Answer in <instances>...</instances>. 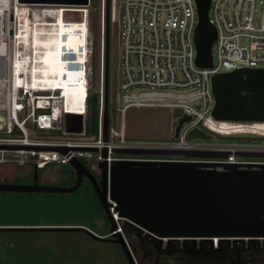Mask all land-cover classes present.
<instances>
[{
    "label": "built area",
    "instance_id": "1",
    "mask_svg": "<svg viewBox=\"0 0 264 264\" xmlns=\"http://www.w3.org/2000/svg\"><path fill=\"white\" fill-rule=\"evenodd\" d=\"M21 5L28 18L35 14H54L55 21L48 22L53 26L57 24L55 15L62 11L65 26L76 21L75 14H79V22L87 17L88 28L81 37L85 36L89 42V0L87 6L81 7ZM18 6V0H0V34L4 39L1 42L6 48L13 49L12 55L7 57V68L4 72L0 68V80L3 79L0 95L4 92L0 110L5 111V131L0 132V165L28 164L32 170L40 172L52 165L70 166L71 160H91L94 172L100 177V165L105 162L109 170L114 161L215 163L243 168L264 164L262 160L237 156L238 152L264 151L262 146L212 143L188 137L193 129L222 137L264 135V123L213 120L214 96L210 83L211 77L216 74L247 68L264 69V0H211L209 20L216 29L211 68H199L195 64L197 14L194 0H110V24L117 23L119 29L123 79L118 99L119 130L110 128L109 115L106 142L103 140L105 0H100L99 100L92 139L88 138L83 125L91 89V46L87 42L88 45L80 48L86 55L79 66L81 74H78L83 95L78 99L80 109H72L76 101L67 102L61 90H41L38 86L33 89L27 77L16 72L14 49L17 50L15 42L19 41L20 33ZM131 107L177 109L181 113L179 118L189 116L190 120L181 125L176 138L175 123L168 139L153 142L128 140L124 114ZM59 149H66L67 152L62 153ZM116 150L217 152L227 153V157L119 155ZM110 212L117 224V232L122 233L118 226L121 219L113 208ZM211 240L214 244L220 241L217 238Z\"/></svg>",
    "mask_w": 264,
    "mask_h": 264
},
{
    "label": "water",
    "instance_id": "2",
    "mask_svg": "<svg viewBox=\"0 0 264 264\" xmlns=\"http://www.w3.org/2000/svg\"><path fill=\"white\" fill-rule=\"evenodd\" d=\"M211 0H194L197 26L194 33L195 64L212 67V46L216 29L210 23ZM27 5L87 6L88 0H18ZM109 30L110 0H105L104 41V114L103 140L109 125ZM214 96L211 117L218 122L264 123V69H239L213 75ZM189 116L176 122L174 138ZM5 131V111L0 110V132ZM190 139L211 140L199 129ZM66 153V149H59ZM119 155H175L192 158H226L227 153L177 152L160 150H116ZM106 150H104V157ZM238 157L264 160V151L238 152ZM253 166V167H252ZM257 166V167H254ZM75 173L71 187L0 183V192L72 194L84 180L96 194L109 223V233L101 237L84 227H0V230H74L99 242L119 245L127 264H136L124 235L117 232L110 209L139 232L159 239L264 240V164L240 165L215 163H173L114 161L109 170L100 165V181L78 160H71ZM222 170H217V168ZM256 168V169H253ZM113 202L115 206L110 203ZM110 237V238H108Z\"/></svg>",
    "mask_w": 264,
    "mask_h": 264
},
{
    "label": "rangeland",
    "instance_id": "3",
    "mask_svg": "<svg viewBox=\"0 0 264 264\" xmlns=\"http://www.w3.org/2000/svg\"><path fill=\"white\" fill-rule=\"evenodd\" d=\"M88 10L91 12L89 46H91L92 50V56L90 58V67L92 69L90 94H92L93 91H96L98 89L99 85V69L101 61L100 0H89ZM63 13L64 11H62L61 13L62 16H64ZM19 18L22 26L25 25V31L29 33L30 37L31 35H38L37 37L33 36L34 39L31 38L33 40H27L28 44L26 42V45L34 51L35 55V65H31V69H34L35 71L36 83H34V85H39L37 83V78H45L44 81L48 80V82L51 80H58L59 82H63L65 80L67 85L72 88L73 78L78 77L79 73L81 74V72H79V66L83 62V60L86 59L85 52L80 48L85 43V36L81 37L82 32L86 31L87 28H76L74 27V25L68 27L63 25L62 20H60L59 23L57 22V24L53 26V24L51 23L46 25L42 24L43 21L41 20H37L34 22L32 18H29V21H24L23 19H21V17ZM79 19V14H75L74 20L76 21L73 22H79L77 21ZM27 21L34 24V27H32V29H34L32 31L36 32V34H31L33 32H29V28H26V25L28 24ZM54 21L55 20L52 19L50 21L44 22ZM80 22L88 23V18L85 17V19L81 20ZM66 29H73L76 33L75 37H78L79 39V41L77 42L78 44L74 48L76 51L70 57H68L69 47L65 42L62 43L64 38V34L62 33ZM118 32L119 29L117 23L110 24L109 115L110 128L116 131L119 130L120 104L118 99L121 95L120 85L123 79L122 69L120 65L121 52L118 47ZM22 35L23 32L21 31V36ZM26 37L28 38L29 36ZM54 38L55 40L60 41L63 45L61 50L57 48L58 45H56ZM241 42H243V40ZM6 49H8L7 57H10L13 53V49ZM56 61H59L60 63L55 64ZM0 87H3L1 83ZM2 102H4V92H2V94L0 95V103ZM180 116L181 113L177 109L131 107L127 109L124 114L127 139L147 142L168 139L171 136V129L173 127V124L177 122ZM19 118H21V115H19ZM91 119L92 118L87 114L83 120V125L85 126L87 131L89 125L92 122ZM93 134L94 131H89L88 138L92 139V136H94ZM211 135L212 139L204 142L242 143L249 146L258 145L264 147V135L232 137H222L216 134ZM15 136L19 135L15 134ZM84 162V166L88 170L94 172L95 167L93 162L91 160H84ZM28 166V164L19 165L16 163L1 164L0 182L10 181L11 179L16 177H25L33 171L32 168ZM57 168L58 169L56 170L55 175L53 173L51 176H48L46 178L53 180L58 176V179H60L61 177H67L73 172L72 170H70L69 165L58 166ZM39 173L41 180H44L43 172L40 171ZM97 180L100 181V177H97ZM101 225H103V223L99 222L98 226ZM118 226L122 229V234L124 235V237L127 234L136 236V234H138L139 232L135 228L126 225L125 221H120L118 223ZM25 249L31 250L45 264H127L120 248L116 244L96 241L82 232L73 234H27L26 236L11 233L0 234V261H2L0 262V264H23V255ZM138 253V258L143 260L145 251L140 249L139 245Z\"/></svg>",
    "mask_w": 264,
    "mask_h": 264
},
{
    "label": "trees",
    "instance_id": "4",
    "mask_svg": "<svg viewBox=\"0 0 264 264\" xmlns=\"http://www.w3.org/2000/svg\"><path fill=\"white\" fill-rule=\"evenodd\" d=\"M98 100L97 89L90 94L88 99L87 114L92 118L88 133L95 130ZM81 163L85 164L84 161H81ZM57 167L52 165L42 171L44 181L59 187H71L75 181V173L71 167L70 170L73 172L67 177L58 179L57 176L53 180L46 178L53 173L55 175ZM31 176L32 173L25 177H16L14 183L24 182L27 178L31 179ZM38 176L40 177L39 172ZM99 222H102L103 225L98 226ZM0 227H84L101 237H105L109 233V223L88 181H84L77 191L68 195L0 192ZM6 233L26 236L27 234H73L79 233V231L0 230V234ZM23 259V264H45L29 249H25Z\"/></svg>",
    "mask_w": 264,
    "mask_h": 264
},
{
    "label": "flooded vegetation",
    "instance_id": "5",
    "mask_svg": "<svg viewBox=\"0 0 264 264\" xmlns=\"http://www.w3.org/2000/svg\"><path fill=\"white\" fill-rule=\"evenodd\" d=\"M91 173L97 179L98 175ZM14 180L7 183L32 185L34 173L32 171L31 179L27 178L24 182L14 183ZM36 183L57 186L41 180L38 172ZM124 239L136 264H264V240L230 239L214 244L210 239H159L146 232H138L136 236L127 234ZM138 245L145 251L143 260L138 258Z\"/></svg>",
    "mask_w": 264,
    "mask_h": 264
},
{
    "label": "bare ground",
    "instance_id": "6",
    "mask_svg": "<svg viewBox=\"0 0 264 264\" xmlns=\"http://www.w3.org/2000/svg\"><path fill=\"white\" fill-rule=\"evenodd\" d=\"M59 6H64V5H59ZM18 7H19L18 8V12H19L18 15L24 21L25 20L29 21V18H32L34 22L37 21V20H41V21H43L42 24L46 25V24H50V23L44 22V21H50V20L53 19V16H54V15H52V13H47V14L41 15V16L39 14H35L34 17L29 16V18H28L27 15H26V11L24 10V6L20 4V6H18ZM61 13L59 12V15H57L55 18L57 19L58 23H59L60 20H62L63 21L62 23L64 25V19H63V16H62ZM19 17L17 18V20L19 21L18 23L20 25V27H19L20 33H19V36H18V40L19 41L15 42V44H17V46H16L17 48L15 47L17 50L15 51V54H14V56L17 57L15 59L16 60L15 61V65L17 66L16 72L19 71L20 74L26 76L27 79H28V83L31 82L32 83L31 87L33 89H35L37 87V86L34 85V83H36L35 71H34V69H31V65L32 66L35 65V63H34L35 62V55H34V51L30 47H28L26 45V42H27V40L33 38V36L35 37L36 35H33V36L31 35V37H30L29 33L25 31V25L22 26ZM81 23L82 24H80V22H72L71 25H69L68 27H71L72 25H74V27H76V28H80V27L88 28V23H85V22H81ZM32 27H34V24H32L31 22H28V24L26 25V28H29V30L32 31L34 29V28L32 29ZM21 31L23 32L22 36H21ZM25 32H26V34H25ZM31 34H34V33H31ZM62 34H64V38H63L62 43L65 42L66 45L69 47V52H68L69 56L68 57H70L76 51L74 48L78 44L77 42L79 41V39H78V37H75L76 33H75V31L73 29H66V30L63 31ZM26 36H29V37L27 38ZM33 39H31V40H33ZM2 40H4V39H3V37L0 34V68L4 72V70L7 68V61L8 60H7V50H6V47L4 46V44L1 42ZM54 40H55V38H54ZM23 41H25L24 42L25 44H23ZM55 43H56V45H58L57 48L61 50V48L63 46L61 44V42L55 40ZM27 44H28V42H27ZM53 50H52V52H53ZM16 53H17V55H16ZM61 61H62V59H61ZM58 63H60V62L59 61L55 62V64H58ZM11 67H12V64H11ZM37 79H38L37 83L39 84L38 87L41 90H46L47 88H53L55 90H61L63 92L62 95H64V97L66 98L67 102L68 101H76V103L74 105H72L71 108L72 109H77V108L80 109V106L78 104V99H79L80 95H83V92H81V82H80L79 76L73 78V81H72L73 86H72V88H70V86L67 85L65 80L63 82L62 81L59 82L58 80H54V81L51 80V81L48 82V80L44 81L45 78L44 79L43 78H37ZM77 106H79V107H77Z\"/></svg>",
    "mask_w": 264,
    "mask_h": 264
},
{
    "label": "crops",
    "instance_id": "7",
    "mask_svg": "<svg viewBox=\"0 0 264 264\" xmlns=\"http://www.w3.org/2000/svg\"><path fill=\"white\" fill-rule=\"evenodd\" d=\"M29 32H30V30H29ZM33 33H35L36 34V32H34V31H32ZM24 42V41H23ZM25 44V43H24ZM7 50V49H6ZM0 83H3V80L1 79L0 80ZM3 88L2 87H0V90H2Z\"/></svg>",
    "mask_w": 264,
    "mask_h": 264
},
{
    "label": "clouds",
    "instance_id": "8",
    "mask_svg": "<svg viewBox=\"0 0 264 264\" xmlns=\"http://www.w3.org/2000/svg\"><path fill=\"white\" fill-rule=\"evenodd\" d=\"M87 42H88V41H86V39H85V43H84V44H85V46H86V45H88V43H89V42H88V43H87ZM121 221H123V220H121Z\"/></svg>",
    "mask_w": 264,
    "mask_h": 264
}]
</instances>
